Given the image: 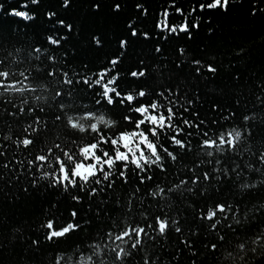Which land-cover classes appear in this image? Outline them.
<instances>
[{
    "label": "snow or ice",
    "instance_id": "6c2138e0",
    "mask_svg": "<svg viewBox=\"0 0 264 264\" xmlns=\"http://www.w3.org/2000/svg\"><path fill=\"white\" fill-rule=\"evenodd\" d=\"M78 2L0 0L17 18L0 25V195L58 194L33 225L0 217V252L15 241L17 264H264V72L248 71L264 26L235 30L246 45L225 37L217 62L187 44L244 0H87L90 16L107 3L122 18L111 35L70 16ZM247 5L264 21V0ZM221 72L239 91L204 115Z\"/></svg>",
    "mask_w": 264,
    "mask_h": 264
},
{
    "label": "trees",
    "instance_id": "16d2710c",
    "mask_svg": "<svg viewBox=\"0 0 264 264\" xmlns=\"http://www.w3.org/2000/svg\"><path fill=\"white\" fill-rule=\"evenodd\" d=\"M15 0H7V5H13ZM48 0H45V5ZM163 3V0H149V5L152 11H155L159 5ZM247 0H244L242 6L234 4L231 10L227 14L216 13L213 16V27L216 29V35L212 36L209 34L205 28L196 35L195 39L187 44V47L192 53H198V50L205 45H208L211 51L209 52V57L214 53L216 55L217 62L220 60V53L217 49H223L225 47L224 40L225 37L232 36L235 34V39L241 44H247L249 42V37L251 33L240 32L235 33V30L240 27H245L249 25L264 26V21L253 20L247 15ZM131 10V0H129V9ZM90 10L87 7V0H79L74 10L69 14L74 17H81L88 15V18L95 23V27L104 30L108 35H111L114 31L119 30L122 22V18L113 17L110 15L108 4L106 3L104 9L96 14L95 16L89 15ZM17 18L14 17H4L0 14V25H3L6 29L10 30L13 23ZM227 63V60H225ZM250 65L249 72H254L260 74L264 72V52L256 50L252 56L248 59ZM245 81L247 76H245ZM226 76L221 72L220 76L215 80L214 84L210 89H202L204 92L211 91V95H204V107L201 109L204 115L212 116L208 110V106L216 101L218 103H230L231 102V92L239 91V89H224L226 84ZM221 89H224L221 92ZM57 193H49L47 195L43 193H31L24 194L20 196V199L14 204L11 199L5 201L4 197L0 195V217L7 215L11 217V226L18 227L20 224H25V226L33 225L38 222L40 214L38 212L39 205L45 199L54 198ZM99 227V225H94V228ZM0 240H3V236H0ZM7 243V241H4ZM78 242V238H73L69 241V244H74ZM11 247L7 248L5 251L0 252V264H17L19 257L23 251L22 243L12 242ZM67 247V245H64ZM212 258H208V264H211Z\"/></svg>",
    "mask_w": 264,
    "mask_h": 264
}]
</instances>
